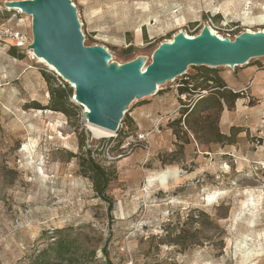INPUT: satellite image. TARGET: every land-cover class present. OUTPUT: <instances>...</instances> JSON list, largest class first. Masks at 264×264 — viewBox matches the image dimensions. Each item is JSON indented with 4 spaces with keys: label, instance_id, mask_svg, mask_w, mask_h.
I'll list each match as a JSON object with an SVG mask.
<instances>
[{
    "label": "rangeland",
    "instance_id": "obj_1",
    "mask_svg": "<svg viewBox=\"0 0 264 264\" xmlns=\"http://www.w3.org/2000/svg\"><path fill=\"white\" fill-rule=\"evenodd\" d=\"M14 1L23 0H0V20L31 44V17L7 9ZM69 1L83 46L102 48L108 67L142 70L160 45L204 28L222 39L264 31V0ZM28 52L0 57V264H29L59 236L75 240L78 264H264V57L248 63L263 71L259 84L250 89L239 75L247 87L232 91L240 96L232 109L207 119L206 135L171 126L196 100L178 92L184 77L207 68L190 66L129 103L116 133L93 138L72 84ZM242 68L207 69L226 78ZM43 73L54 90H71L67 115L46 109ZM214 129L231 143L209 142ZM147 132L148 144L127 145ZM117 133L129 134L118 147ZM87 150L117 173L111 211L80 174Z\"/></svg>",
    "mask_w": 264,
    "mask_h": 264
},
{
    "label": "water",
    "instance_id": "obj_2",
    "mask_svg": "<svg viewBox=\"0 0 264 264\" xmlns=\"http://www.w3.org/2000/svg\"><path fill=\"white\" fill-rule=\"evenodd\" d=\"M7 8L31 17L33 39L28 49L75 86L74 100L87 109V122L111 133L118 130L129 103L154 95L158 84L185 75L190 66L235 68L264 57V33L246 32L233 40H219L204 28L194 39L179 34L172 42L160 45L143 72L141 63L108 67L109 57L102 48L83 46L69 0L14 1Z\"/></svg>",
    "mask_w": 264,
    "mask_h": 264
},
{
    "label": "trees",
    "instance_id": "obj_3",
    "mask_svg": "<svg viewBox=\"0 0 264 264\" xmlns=\"http://www.w3.org/2000/svg\"><path fill=\"white\" fill-rule=\"evenodd\" d=\"M9 52L15 54L16 50L11 49ZM204 69V72L185 76L184 82L178 88V92L180 94L200 95L201 92L205 91L207 95L196 98V100L191 102L187 107L186 105L183 106L184 110H182L180 118L171 123V126L177 128L181 127L180 124L183 123V126L197 137L199 133H204L206 135L211 129V126L207 124L208 118L212 115L220 114L224 108L228 110L232 109L236 100L240 98L239 94L233 93L231 90L227 89L223 78L210 74V69ZM43 76L50 86L51 80L45 73H43ZM49 91L50 103L46 109L67 115L66 107L68 105L72 107L67 101L71 90H66V88L61 87H57L54 90L51 87ZM124 124L127 128H130L132 120L127 118ZM176 134L177 132L175 131V135ZM122 135L119 136V133L115 135V140L113 141L116 142V147H118L129 134L125 135L123 133ZM109 141L110 140H108V142ZM225 141L231 143L230 137L214 129L209 142L223 143ZM79 169L80 174L88 178L92 183L93 190L97 197L101 198L111 211L113 203L107 198L106 194L109 184L117 179L115 169L112 166L108 168L101 166L93 159L92 152L88 150L86 151V157L80 159ZM76 251L77 247L75 245V240L59 236L44 249L33 255L29 264H78V260L75 258Z\"/></svg>",
    "mask_w": 264,
    "mask_h": 264
},
{
    "label": "built area",
    "instance_id": "obj_4",
    "mask_svg": "<svg viewBox=\"0 0 264 264\" xmlns=\"http://www.w3.org/2000/svg\"><path fill=\"white\" fill-rule=\"evenodd\" d=\"M228 37V39L232 40L234 39ZM28 37L25 33L20 31L19 29H16L15 27L11 26L9 24V21L0 20V57L8 56V53L11 49H14L19 52H27L28 46H29ZM30 56L32 55L31 52H28ZM33 60V56L30 57ZM12 62H16V58L10 57ZM206 92H201L200 95H197L196 98L205 95ZM150 132H147L145 134H137L134 136H128L127 138V145L130 143H133L137 140L145 141L148 144Z\"/></svg>",
    "mask_w": 264,
    "mask_h": 264
},
{
    "label": "crops",
    "instance_id": "obj_5",
    "mask_svg": "<svg viewBox=\"0 0 264 264\" xmlns=\"http://www.w3.org/2000/svg\"><path fill=\"white\" fill-rule=\"evenodd\" d=\"M262 73L263 71H261L257 64H247L244 66V68H242L241 73L227 76L226 78H223V80L227 86V89L231 91H241L247 86H239V83H241L239 75L241 78H245L247 82L251 80L249 84V88L251 89L253 86L259 84L258 79L261 78Z\"/></svg>",
    "mask_w": 264,
    "mask_h": 264
},
{
    "label": "bare ground",
    "instance_id": "obj_6",
    "mask_svg": "<svg viewBox=\"0 0 264 264\" xmlns=\"http://www.w3.org/2000/svg\"><path fill=\"white\" fill-rule=\"evenodd\" d=\"M7 9H9V10H13L12 8H7ZM15 11H19L20 13H22L21 12V10H19V9H14ZM209 31V34L211 35V36H213V37H216L217 39H219V40H223L220 36H218L217 34H215V33H213L212 31H211V29H209L208 30ZM247 33L248 34H256V33H253V32H251V31H247ZM258 33H264V31L263 32H258ZM185 38H189V39H194V38H196L197 36H194V37H192V36H187V35H183ZM199 36V35H198ZM170 42H172V40L171 41H168V43H170ZM31 56H33V59H36L38 62H40V63H44V64H46L49 68H51L52 70H54L55 72H57V74H58V71H57V69L53 66V65H51L50 63H48L44 58H42V57H38V56H36L34 53H32V55ZM145 69V68H144ZM144 69H142L141 70V72H143L144 71ZM73 87H75L74 85H72ZM84 109H85V113H87L88 111H87V109L84 107ZM89 124V123H88ZM89 125H91V124H89ZM93 126V125H92ZM95 127H97V126H95ZM92 131V136H93V138H102V137H108V136H110L112 133L111 132H109V131H107V130H105V129H103V128H100V127H97V129H91Z\"/></svg>",
    "mask_w": 264,
    "mask_h": 264
}]
</instances>
